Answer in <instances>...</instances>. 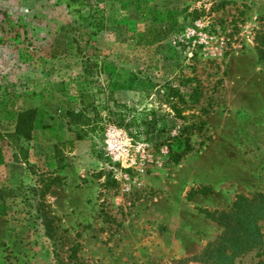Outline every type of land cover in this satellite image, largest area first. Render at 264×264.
Returning a JSON list of instances; mask_svg holds the SVG:
<instances>
[{"label":"rangeland","instance_id":"rangeland-1","mask_svg":"<svg viewBox=\"0 0 264 264\" xmlns=\"http://www.w3.org/2000/svg\"><path fill=\"white\" fill-rule=\"evenodd\" d=\"M94 1L84 77L61 0H0V264H210L207 215L264 194V0ZM83 89L97 115L68 126ZM25 108L30 138L5 136ZM256 224L222 264H264Z\"/></svg>","mask_w":264,"mask_h":264},{"label":"trees","instance_id":"trees-1","mask_svg":"<svg viewBox=\"0 0 264 264\" xmlns=\"http://www.w3.org/2000/svg\"><path fill=\"white\" fill-rule=\"evenodd\" d=\"M66 12L75 16L74 20L65 23L62 30L67 33L71 38V43L74 50L80 54V62L82 65V73L84 77L97 76L91 69V58L81 48V39L79 29L82 28L77 19H86V39L83 41L85 47L90 35L95 34L103 26V9L102 5L94 0H61ZM197 16L195 15L194 18ZM262 45V44H260ZM261 47H258V51ZM92 91L83 89L78 92V100L82 105L78 109H66V123L67 125L83 124L88 118L85 114L86 106L90 107L95 115H97L96 107L92 101ZM168 96V103L170 108H175L176 101H183V96L180 94L179 89L168 85L166 89ZM176 100V101H175ZM35 118L34 108H25L17 111L13 123V131L6 133L5 136L13 137L15 139L28 140L31 136L33 127V120ZM141 125L145 129V133L152 132L154 129L155 121L151 118H143ZM183 152V151H182ZM47 187H43L39 194L42 196ZM193 189L189 191L190 194L194 193ZM207 215V214H206ZM209 216L219 226L222 227L220 235L209 244L204 252L203 258L205 261L211 260L210 264H222L223 260L227 258L225 249L229 248L231 253L229 258L255 247L261 237L259 227L256 222L264 218V194L255 193L251 197L243 195H236L234 201L227 211L220 212L217 216ZM44 227L49 228L48 222L44 217Z\"/></svg>","mask_w":264,"mask_h":264},{"label":"built area","instance_id":"built-area-1","mask_svg":"<svg viewBox=\"0 0 264 264\" xmlns=\"http://www.w3.org/2000/svg\"><path fill=\"white\" fill-rule=\"evenodd\" d=\"M107 146H108V149H110V150L111 149L117 150V148H118V145L115 143V140L111 139V138H108Z\"/></svg>","mask_w":264,"mask_h":264}]
</instances>
